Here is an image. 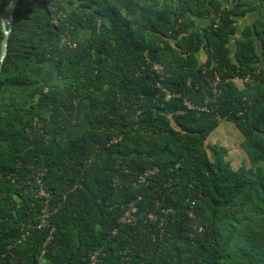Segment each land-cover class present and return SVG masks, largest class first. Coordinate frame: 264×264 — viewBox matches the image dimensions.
Masks as SVG:
<instances>
[{"label":"trees","instance_id":"16d2710c","mask_svg":"<svg viewBox=\"0 0 264 264\" xmlns=\"http://www.w3.org/2000/svg\"><path fill=\"white\" fill-rule=\"evenodd\" d=\"M10 1L0 0V56ZM160 2L164 12L142 0L17 2L0 72L8 97L0 105V264L39 263L51 225L14 242L44 206L40 171L55 227L46 264H91L96 249V264H264V71L255 74L256 45H231V14L218 28L214 18L203 34L189 33L188 12L196 15L201 0ZM176 12L182 21H173ZM66 36L77 47H63ZM145 50L170 72L162 81L170 95L156 86ZM215 70L222 96L206 103V76ZM247 74L255 79L244 87L233 81ZM134 201L136 222H120Z\"/></svg>","mask_w":264,"mask_h":264},{"label":"crops","instance_id":"0c3cea01","mask_svg":"<svg viewBox=\"0 0 264 264\" xmlns=\"http://www.w3.org/2000/svg\"><path fill=\"white\" fill-rule=\"evenodd\" d=\"M160 1L161 0H142V3L144 6H147L149 9L153 10V12L154 10L164 12L165 10L162 11V2ZM201 1L202 3L196 2V15L192 12H188V15H190L191 19L193 17L195 18V23L190 27L189 33L196 30L203 34L204 31L210 27V24L212 23L214 18H216L218 15L223 14V16L225 17L226 14H231L236 29L235 33L231 36L230 43L231 45L233 44L236 46L237 42L244 38L247 40L251 38L253 40L254 44L256 45V53L258 54L255 63V74L259 76L261 74V69H263L264 71V0ZM180 2L181 0H176L177 4H179ZM154 4L156 5L154 6ZM181 16H183V13L176 12L173 21L177 19L182 21L183 19ZM174 41L175 40H172V43H174ZM143 54H147L150 56L148 50H145ZM208 56L209 55L207 50L202 48L199 52L200 63L204 64L207 61ZM32 73H42V78H44V76L52 77V73L50 71H46V68H44L43 71L41 70V68H36L32 71ZM247 75H245V78L243 79L233 77V81L239 87H244L245 81L250 82L249 80H247ZM251 77L255 79V76L251 75ZM7 99L8 97L6 96V94H4V92H0V105L5 104Z\"/></svg>","mask_w":264,"mask_h":264},{"label":"built area","instance_id":"2783aa9c","mask_svg":"<svg viewBox=\"0 0 264 264\" xmlns=\"http://www.w3.org/2000/svg\"><path fill=\"white\" fill-rule=\"evenodd\" d=\"M221 17H222L221 14L216 17V20L214 23L215 28L219 27V25L221 23ZM62 46L75 48V47H77V42L72 40L70 38V36H66L63 38ZM153 69L157 74H159V78L155 82L156 86L158 88H160L161 91H168V94L170 95L171 94L169 92L170 90L168 88L164 87L162 81L167 76H170L171 74L169 72H167L166 69L164 68V66L161 65L160 63H154ZM206 79H207V81H209V85L211 87V92H210V94H208L206 96L204 102L207 103V102L211 101V97H212V102L215 103L222 96V91L220 88H218V85L222 83L221 74L215 70L213 75L210 76L208 74L206 76ZM247 80H249L250 82L254 81V79L251 77V75H247ZM174 95L180 96L179 93L174 94ZM190 107H196V109H199L201 111H212V110H215L217 108V105H215L213 107H209L207 104L205 106H201L200 104L194 106V105L190 104ZM216 117L219 120H221L223 118L226 119L225 116L221 117V114H219V113L216 114ZM157 171H158V168L153 167V168H148L144 172L140 173L137 176L138 183L144 182L147 179V177L155 174ZM43 177H44V171H40L39 174L35 178V181L37 183L36 184L37 185V189H36L37 196L45 197L44 206L41 209V213L38 216V220L37 221L30 220V221L24 222L22 225L23 235L20 239H18L17 242H14V246H17L18 243H20L24 238L31 235L33 229H44L45 227L51 225V230L49 231V234L46 236L45 240L42 242V245L40 246V252L37 254V258H38V262H39L38 264H46L47 249H48V246L50 245V243L52 242L53 232L55 230V227L51 224V221H50V216L52 214V210H51L52 193L48 189L46 184L44 183ZM116 183H120V180L118 181V179H117ZM195 205H196V199H192L191 200V207L189 210L190 216H194V213H195L194 206ZM138 210H139V208H138L137 201L130 203L128 210L125 212L123 217L120 219V222L128 223V224L135 223L137 220ZM161 212H166V209L161 208ZM147 217L150 221H156L158 218V215L155 212H151L147 215ZM9 248H11V245L9 246ZM100 252H101V249H96L93 253H91V255H90L91 264H96L98 262ZM10 254L13 255V253H10Z\"/></svg>","mask_w":264,"mask_h":264},{"label":"water","instance_id":"95a60500","mask_svg":"<svg viewBox=\"0 0 264 264\" xmlns=\"http://www.w3.org/2000/svg\"><path fill=\"white\" fill-rule=\"evenodd\" d=\"M19 0H11L7 7L2 11L1 19H2V27L4 30V39L2 41V52L0 56V72L2 70L5 58L8 54V43L10 33L12 31L13 20H14V9Z\"/></svg>","mask_w":264,"mask_h":264},{"label":"clouds","instance_id":"9594fccd","mask_svg":"<svg viewBox=\"0 0 264 264\" xmlns=\"http://www.w3.org/2000/svg\"><path fill=\"white\" fill-rule=\"evenodd\" d=\"M64 47H67V46H64ZM143 56H144V58H145V60H146V64H150V68H151V70L155 73V74H157L155 71H154V69H153V65H154V63H160L161 65H163L164 66V68L166 69V67H165V65L164 64H162L161 62H156V61H154V60H152V58L149 56V55H147V54H143ZM167 71V70H166ZM168 72V71H167ZM170 73V72H169ZM158 75V74H157ZM159 76V75H158Z\"/></svg>","mask_w":264,"mask_h":264},{"label":"rangeland","instance_id":"374dc122","mask_svg":"<svg viewBox=\"0 0 264 264\" xmlns=\"http://www.w3.org/2000/svg\"><path fill=\"white\" fill-rule=\"evenodd\" d=\"M226 129V128H225ZM226 133H229V135L231 136V134H233L231 131H229V130H226ZM237 135H239L238 133H237Z\"/></svg>","mask_w":264,"mask_h":264}]
</instances>
